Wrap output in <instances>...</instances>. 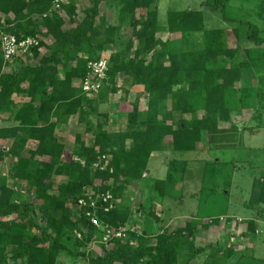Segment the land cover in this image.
<instances>
[{"label":"trees","instance_id":"trees-1","mask_svg":"<svg viewBox=\"0 0 264 264\" xmlns=\"http://www.w3.org/2000/svg\"><path fill=\"white\" fill-rule=\"evenodd\" d=\"M56 1L0 0V139L12 140L10 148L0 149V160L7 155L5 151L11 150L7 157L10 161L20 158L13 163V175L35 200L20 205L13 200L12 189L0 187V264H59L63 254L74 261L86 260L85 263L77 260L75 264H179L182 256L185 264L190 263L214 246L197 244V225L193 222L171 230L160 225L162 230L157 234L129 229L125 241L113 239L102 244L103 254L80 250L98 232L91 216L117 230L129 222L132 210L129 205L108 208L109 202L102 199L95 207L88 203L78 208V202L88 197L86 188L90 186L99 197L106 192L114 197L123 195L132 180L141 178L152 153L169 148L193 149L204 131L219 128L218 120L229 121L232 109L251 107L254 95L259 92H262L259 102L264 101V88L235 87L243 79L242 69L251 65V60L240 61V47H228L221 29H206L202 13L196 11L170 10L166 21L161 23L158 0H114L119 6V20L99 22L103 12L100 5L108 0H89L91 8L76 23L73 20L76 0H68L66 4L67 0H59L60 9L55 7ZM230 1L206 0L205 5L221 11L226 22L244 28L247 41L264 45V30L245 17L231 16ZM138 9L147 10L148 16L133 19ZM66 15L71 18L67 28ZM128 19L129 24L116 32L119 23ZM165 32L180 34L179 40L163 39L161 34ZM4 34L14 36L17 43L28 37L39 43L32 44L29 52L18 48L13 58L6 60ZM106 35L112 38L102 40ZM114 37L119 39L116 41ZM112 44L117 47L109 57L104 52ZM198 44L200 47L196 48ZM42 48L51 53L41 54ZM150 54L151 59L146 61ZM79 56L84 61L78 63ZM166 57L168 64L163 62ZM102 59L108 62L107 78L97 93L84 91L89 63ZM8 67L14 70L6 72ZM121 73L124 82L128 79L131 83V89L127 88L125 93L135 91L149 101L146 113H141L138 106L129 113L126 140L130 145L117 147L109 131L98 125L91 144L83 134H77L74 143L67 146L56 135L61 119L68 121L70 115L78 114L91 118L93 108L107 102ZM15 104L20 107L11 117L10 113H4L8 119L3 125L4 108ZM162 106H168L169 111L164 118L160 114ZM198 109H203L205 116L190 124ZM53 113H61L58 120L51 119ZM186 114L192 118H184ZM179 115L181 119L176 121ZM91 130L87 128L88 132ZM168 136L172 137L170 144ZM29 140L37 142L36 149H25ZM66 149L83 162L65 161ZM24 152L27 156H23ZM109 156L110 162L104 167ZM99 157L101 164L94 167ZM33 163L37 167L31 168ZM59 176L65 177V181L57 182ZM254 182L248 206L264 218V172ZM164 184L156 186L163 188ZM21 208L25 214L20 212ZM231 221L228 217L227 223ZM256 229V220H249L241 236L251 238ZM66 230L80 234L73 250L63 241ZM233 246V242L219 246L214 251L220 255L215 257V264H224V259L234 255Z\"/></svg>","mask_w":264,"mask_h":264},{"label":"rangeland","instance_id":"rangeland-1","mask_svg":"<svg viewBox=\"0 0 264 264\" xmlns=\"http://www.w3.org/2000/svg\"><path fill=\"white\" fill-rule=\"evenodd\" d=\"M158 2L160 21H166L170 10H189L192 12L198 11L197 14L202 13L206 29H221L228 47L233 49L237 46L240 47V61L248 63L251 60V65L242 69V81L244 80V83H241L242 81L237 82L235 87L240 88L245 85L259 90L264 88V45L256 46L253 42L247 41L244 28L236 23L223 20L221 11L211 10L205 5L206 0H158ZM64 3H68V0ZM75 3L77 10L73 20L79 23L92 5L89 0H76ZM116 4L114 0L102 2L100 9L103 12L98 17V21L111 22L112 19L119 20L117 16L119 6ZM55 7L60 9L62 6L55 4ZM228 13L237 19L245 17V19L259 25L262 31L264 30V0H231ZM147 16L148 12L145 9H139L136 13V19L142 20ZM65 21V28H67L71 22L70 16L66 15ZM129 21V19L122 20L116 28V32L119 33L125 25L129 24ZM236 27H238V31L235 32L236 29L234 28ZM161 36L163 39L179 40L180 35L165 32ZM106 37L112 38L106 35L102 36V40L108 39ZM114 38H116V41L119 39ZM197 38L198 40L201 39L199 36ZM116 47L113 44L107 45L108 50L104 53H107L110 57ZM197 47L199 48L200 44L196 45ZM46 50V48H42L41 54H44V52L45 54L51 53V51L46 52ZM29 51L30 48L27 49V52ZM28 55V57H31L30 54ZM80 55H83V53ZM151 57L152 54L147 57L146 61L150 60ZM82 61H84L83 56H79L78 63ZM163 62L168 64V58L166 57ZM13 70L14 67L13 69L12 67L5 68L6 72H12ZM61 75L63 76V70H61ZM124 77L123 73L119 74L117 87L111 93L107 102L93 108L92 111L95 112L91 113V118L90 115L78 114L76 117L70 115L68 121L67 119H61V123L56 127L58 138L69 146L74 143L77 134H83L84 138L87 139V143L91 144L97 126L102 125L112 135L117 147H122L125 144L130 145L126 140V132L130 127L129 113L133 112L134 106H138L141 113H146L149 101L143 94H138L135 91L125 93L131 83L128 79L124 82ZM261 93L254 95L256 97L251 107L240 108L236 111L232 109L229 114V121L218 120L219 128L204 131L202 139L193 145V151H176L174 155L171 151L170 156H168L169 159L176 157L188 163L185 173L173 174L168 178V167L165 163L168 157L166 158L163 153L159 152V156L157 153L151 155L141 178L132 180L124 194L115 197L113 202L114 207H126L127 205L131 207L132 214L128 222V225L131 226L128 227L133 229L135 227L139 232L149 231L157 234L162 230L159 228L160 219H163V224L167 225L166 227L169 230L182 227L187 222H193L197 225V244L206 247L213 243L214 246L196 256L188 264H215V261H217L215 257L220 255L214 253V251L219 246H225L232 242L234 243L235 254L229 259H224V264H264V218L260 217L257 210L248 206L254 189V179L259 178V175L264 172V105L262 106L264 101L259 102ZM26 100L29 101L30 98L27 97ZM19 107L20 105L15 104L4 108L3 125L5 119H8L4 115L10 113L11 117V114ZM162 107L160 114L164 118L169 111L167 110L168 106ZM60 115L61 113H53L51 119L58 120ZM202 116H205V111L198 109L193 118L191 114H186L184 118H192L190 120L191 124L194 119L203 118ZM180 117V115L176 117V121H179ZM168 123L172 124L171 122ZM174 125L176 126V123ZM87 128H92L91 132H88ZM167 138V143L170 144L172 137L168 136ZM11 144V139L5 140L1 137L0 149L2 147L10 148ZM36 148L37 142L33 140L28 141L27 148L25 146V149ZM11 151H5L7 155L0 160V187L6 186L12 189L13 200L23 205L34 199L31 193L19 186L20 183L13 175V163L19 162L20 158L17 156L14 158L15 162L10 161L7 157L11 154ZM23 156H27V153L24 152ZM110 158L111 156L106 159L103 164L104 167H107ZM64 159L67 162L82 161L68 149L64 153ZM100 161L101 157L96 162L99 163L98 166L101 164ZM35 166L33 163L31 168ZM98 166L94 163V167ZM161 180H165L164 190L167 183L171 181L179 182L176 187L177 190L170 192V196L162 197L156 189L158 188L156 185L161 184ZM62 181H65V177L59 176L57 182ZM88 189L93 188L91 186L86 188V193H88ZM36 207L39 206L36 205ZM34 209L36 208L34 207ZM20 212L26 213L23 208L20 209ZM36 217L39 219L38 216ZM228 217L232 218L230 224L227 223ZM217 218L219 222H213ZM253 219L256 220V235L246 239L241 234L247 230L248 221ZM97 229L96 237L91 242H85L80 250L89 249L94 255L103 254L102 244L111 243L115 239L105 242L103 238L106 233L104 226L97 227ZM76 237L78 236L75 233L66 230L63 241L73 250L76 247ZM183 257L179 258V264H185ZM74 260V258L67 257V254H63L60 257L59 264H75L80 258ZM80 261L86 262L85 259Z\"/></svg>","mask_w":264,"mask_h":264},{"label":"built area","instance_id":"built-area-1","mask_svg":"<svg viewBox=\"0 0 264 264\" xmlns=\"http://www.w3.org/2000/svg\"><path fill=\"white\" fill-rule=\"evenodd\" d=\"M64 1V0H62ZM59 0L56 1V4L58 5ZM3 44H4V56L6 60H9L13 58L15 53L17 52L18 48H21L24 52H27V49L32 44H38V40H34L30 37L22 40L20 43L16 42V39L14 36L9 34L3 35ZM107 66L108 62L105 59L99 60V61H93L89 63V72L86 76V78L83 81V90L84 91H91L93 93H97L99 89L102 86L103 81L107 78ZM101 163V161H100ZM99 164V163H98ZM96 163V165L98 166ZM103 168V167H101ZM88 193L86 198H81L78 202V208L81 206H87L89 203L92 207H95L96 202L99 199H102L104 202H109V207H113V195L110 192L103 193L100 197L98 195H95L91 189H88ZM88 198V199H87ZM108 208L106 210H108ZM87 215H90V212H87ZM92 223L97 226L101 227L103 226L101 222L98 220V218L91 216ZM104 229L106 231L104 238V241L107 242L108 240H111L113 238L120 239L124 241L127 238V232L128 228L126 226H120L117 230H111L108 226H104ZM107 234V235H106ZM80 237V234H78Z\"/></svg>","mask_w":264,"mask_h":264},{"label":"crops","instance_id":"crops-1","mask_svg":"<svg viewBox=\"0 0 264 264\" xmlns=\"http://www.w3.org/2000/svg\"><path fill=\"white\" fill-rule=\"evenodd\" d=\"M160 2V1H159ZM137 11H139V9L137 10ZM137 11H136V13H137ZM196 12H198V11H196ZM136 13H135V16H134V18L133 19H136L137 17H136ZM202 17H203V22L205 23V20H204V15L202 14ZM158 19H159V13H158ZM117 20H115V19H112L111 20V22H116ZM129 23V22H128ZM161 23H164V21H161ZM164 33H162V35H163ZM167 34H171V33H167ZM175 35H177V36H179L180 34H175ZM180 37V36H179ZM145 97V96H144ZM170 149H172V148H169V149H165L163 152H160V153H163L165 156H166V158L168 157V156H170L169 154L171 153V151H172V155H174V153H176V151H193V149H179V150H174V149H172V150H170ZM154 153H157L158 154V156H159V153L158 152H154ZM152 156H153V153L151 154ZM155 155V154H154ZM165 163H166V165H167V167H168V171H167V177L168 178H170L173 174H183V173H185V169L187 168V166H188V163L186 162V161H182V160H180V159H177L176 157H174V158H172L171 157V159H169V157L167 158V160H165ZM149 167V166H148ZM160 182H162V183H165V180L164 181H160ZM172 183V184H171ZM177 184H179V182H176V181H171L170 183H167L166 184V188H165V190H164V187L162 188L161 187V185H160V187H158V188H156L159 192H160V195L162 196V197H167V196H170V192H172V191H175V190H177L176 189V187H177ZM165 185V184H164ZM162 190H163V192H162ZM111 193V192H110ZM112 194V193H111ZM172 196H173V194H172ZM113 198H114V200H115V197L113 196ZM113 200V201H114ZM113 206H114V204H113ZM162 220L163 219H160V225H164V226H167V225H165V224H163V222H162ZM127 227L128 226H131V225H128V223L127 224H125ZM159 225V226H160ZM122 226V225H121ZM130 228V227H129ZM131 230H134L135 229V227H134V229L133 228H130ZM135 230H137V229H135ZM138 231V230H137ZM159 232H161V231H159ZM125 241V240H124Z\"/></svg>","mask_w":264,"mask_h":264},{"label":"clouds","instance_id":"clouds-1","mask_svg":"<svg viewBox=\"0 0 264 264\" xmlns=\"http://www.w3.org/2000/svg\"><path fill=\"white\" fill-rule=\"evenodd\" d=\"M91 191L93 192V190L91 189ZM93 193H95V192H93ZM96 195V194H95ZM103 226H107V225H103ZM122 226H126V225H122ZM127 227V226H126ZM128 228V231H129V227H127ZM128 233V232H127Z\"/></svg>","mask_w":264,"mask_h":264}]
</instances>
